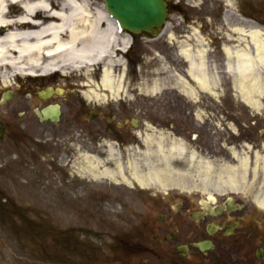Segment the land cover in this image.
I'll return each instance as SVG.
<instances>
[{"label":"rangeland","instance_id":"rangeland-1","mask_svg":"<svg viewBox=\"0 0 264 264\" xmlns=\"http://www.w3.org/2000/svg\"><path fill=\"white\" fill-rule=\"evenodd\" d=\"M93 2L106 10L103 0ZM200 5L197 3L194 8L182 10L174 8L178 12L173 13L174 20L181 22L185 29L181 35H189L187 30H190L201 39L195 37L194 40L192 34L186 38L183 35L178 37L172 31L168 37L158 35L155 38L128 34L130 47L115 57L123 65L115 67L114 75L119 76L124 71L123 91L118 95L113 96L98 87L102 77L101 66H93L90 77L85 72H77L68 77L54 74L11 78L13 85L5 92H12L11 104L29 107L28 116L51 104L61 106L62 110L58 123L35 120L38 140L27 144L32 148L18 150L16 159L0 162V191L10 199L14 213L24 221L43 228L51 227L57 239H61L62 230L70 229L77 237L88 238L81 234V230H86L92 235L90 239L98 234L100 240L109 242L112 235H135L144 229L147 222L155 219L163 193L174 190L176 186L182 191L201 188L210 195L228 191L215 179H204L200 169L202 161L213 164L211 176L216 178L222 167L238 166L234 156L236 152L248 158L246 174H255L256 153L264 154V133L257 136L261 146L252 143L256 119L253 110L256 107L243 99L235 78L222 65L225 59L218 61L222 55H210L212 60L207 56L208 71L216 79L212 91H209L190 75L188 63L181 53L183 46L194 49L201 46L208 52L214 45H210L205 28H200V24L205 26L200 16L203 13L199 10ZM260 9L264 11V8ZM191 12L199 16L188 18ZM210 14L213 18L228 15V27L232 30L224 25L216 34L222 37V41H225L224 36L227 37V43L237 45L232 40L240 36L235 29L237 26H243L245 31L261 29L264 32V13L259 26L254 22H242L236 19L232 8L223 4V0H213ZM184 20H189L187 23L192 29L185 26ZM191 20H196L197 24ZM243 38L244 43L249 42L248 36ZM48 87L61 88L64 93L39 99L37 93ZM91 89L101 97H88ZM255 100L262 106L264 94H254L253 105ZM10 110L6 107L5 111ZM90 111L97 113L94 120L88 118ZM260 111L264 116V110ZM78 129L84 130L83 139H78L81 134ZM72 132L77 138L71 142L68 139ZM161 133L165 137V145L181 141L187 151L182 156L168 155L167 162L172 164L174 178L166 181L165 189H141L136 182L124 180L129 177L127 173L111 179L94 177L82 171L90 163L96 165V173H101L105 169H114L116 162H140L145 158L148 147L147 135L157 137ZM109 144L117 150L113 157L109 155ZM150 148L155 150L153 141ZM153 153L151 158L155 162H163L157 153ZM192 153L196 155L195 160L189 157ZM256 173L258 175V171ZM251 188L249 184L246 190ZM6 229L0 225V257L5 256L9 260L14 254L29 255L27 239L21 238L23 248H20ZM19 264L31 263L21 258Z\"/></svg>","mask_w":264,"mask_h":264},{"label":"flooded vegetation","instance_id":"flooded-vegetation-1","mask_svg":"<svg viewBox=\"0 0 264 264\" xmlns=\"http://www.w3.org/2000/svg\"><path fill=\"white\" fill-rule=\"evenodd\" d=\"M165 1L168 15L164 25L157 31L158 35L168 37L172 31L178 37H190V30H187L189 35H181V31L185 29L181 22L174 20L173 12H178L175 11L176 8H194L199 3V10L203 12L200 16L205 23L204 27L200 24V28H205L210 45L214 44L208 49V60H212L210 55L220 54L222 56L218 61H223V45L228 38L224 36L225 41H222V37L216 34L220 33L219 28L224 25L231 29L228 27V15L222 14L213 18L210 14L213 0ZM223 4L235 11L237 20L260 25L261 14L264 13L260 8H264V0H223ZM187 16L192 18L199 15L191 12ZM189 20H184L185 26L192 29L187 23ZM192 22L197 24L196 20ZM232 40L236 41V38ZM222 65L225 64L222 62ZM4 96L6 97L4 94L1 96L0 101V107L3 108L0 110V162L16 159L18 150L32 148L27 144L38 140L35 132L36 119L40 123H58L62 116V110L58 122L50 118L44 119V116L41 118L37 111H34L33 116H28L27 105L20 107L16 103L11 104L13 94L6 101ZM6 107L11 110L5 111ZM48 107L50 105L44 108ZM259 109L264 110V104L253 110L256 119L253 123L255 138L252 143L255 146H261L257 136L260 132L264 133V116H261L263 113ZM96 116L95 111L88 114L90 120H94ZM78 133H81L78 139H83L84 130L78 129ZM70 134L71 138L68 140L72 142L77 137H74L73 132ZM262 163L255 162L258 175L246 174L235 189L228 188V191L210 195L201 188L182 191L176 186L174 190L164 192L153 221L147 222L144 229L135 235H112L109 242L100 240L98 234L90 239L92 235L86 230H81V234L88 238H80L73 235L74 230L70 229L62 230L61 239H57L53 236L51 227L43 228L33 222L24 221L20 215L14 213L10 199L0 191V225L14 236L20 248H23L21 238H26L29 242V255L14 254L9 260L1 256L0 262L4 264L7 260L6 264H19L21 258H24L31 264H264ZM177 184L179 185V181ZM249 184L252 187L250 191L246 190Z\"/></svg>","mask_w":264,"mask_h":264},{"label":"bare ground","instance_id":"bare-ground-1","mask_svg":"<svg viewBox=\"0 0 264 264\" xmlns=\"http://www.w3.org/2000/svg\"><path fill=\"white\" fill-rule=\"evenodd\" d=\"M236 29L240 35L236 39L237 45L229 42L223 45L225 69L235 78L246 103L257 107L256 100L253 105L254 94H264V32L261 29ZM245 35L249 38L247 43H244ZM194 37L201 39L197 34ZM130 44V36L121 32L115 19L105 9L97 7L93 0H0V96L12 87V77L54 74L68 77L77 72H85L90 77L93 66L102 67L101 85L98 87L113 96L118 95L123 91L124 71L119 76L114 75L115 67L122 64L115 57L125 52ZM181 53L193 79L202 88L212 91L216 79L208 71L207 50L201 46L195 49L183 46ZM87 96L93 99L101 97L95 89H91ZM152 141L154 151L150 148ZM146 142L145 158L140 162H116L114 169H105L101 173H96V165L90 163L82 171L94 177L111 179L127 173L129 177L124 180H132L143 189H165L166 181L174 178L173 167L171 162H167V157L169 154L182 156L187 152L186 147L177 140L165 145L162 133L157 137L147 135ZM153 152L163 162H155L151 158ZM115 154L117 150L109 144V155L113 157ZM234 156L238 166L222 167L216 178L211 176L213 164L202 161L200 169L204 179H215L229 189L238 187L247 173L249 161L236 152ZM189 157L195 160L196 155L192 153ZM256 162H264V154L256 153Z\"/></svg>","mask_w":264,"mask_h":264},{"label":"water","instance_id":"water-1","mask_svg":"<svg viewBox=\"0 0 264 264\" xmlns=\"http://www.w3.org/2000/svg\"><path fill=\"white\" fill-rule=\"evenodd\" d=\"M108 13L116 20L120 29L131 34L147 33L151 37L157 36V29L161 28L167 18V3L165 0H104ZM52 94L61 95L60 89L48 88L39 92L41 99ZM44 119L59 120V106H50L38 112Z\"/></svg>","mask_w":264,"mask_h":264}]
</instances>
